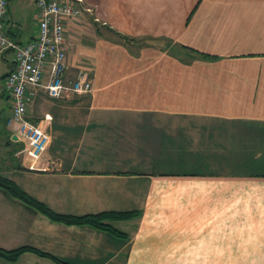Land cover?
Returning a JSON list of instances; mask_svg holds the SVG:
<instances>
[{
    "label": "crops",
    "instance_id": "obj_1",
    "mask_svg": "<svg viewBox=\"0 0 264 264\" xmlns=\"http://www.w3.org/2000/svg\"><path fill=\"white\" fill-rule=\"evenodd\" d=\"M79 5L63 82L82 70L92 89H27V118L50 135L34 164L8 122L13 54L0 51V177L57 213L133 215L107 221L119 234L66 225L0 187V247L66 264H264V0ZM5 29L36 36L32 0H8Z\"/></svg>",
    "mask_w": 264,
    "mask_h": 264
},
{
    "label": "built area",
    "instance_id": "obj_2",
    "mask_svg": "<svg viewBox=\"0 0 264 264\" xmlns=\"http://www.w3.org/2000/svg\"><path fill=\"white\" fill-rule=\"evenodd\" d=\"M37 9L38 30L29 42L21 44L11 39L5 29L8 0H0V51L13 54V67L4 78V87L11 98L8 122L17 124V136L25 143L29 163L41 160L50 143V135L41 122L27 118V89L42 87L47 97L61 99L64 93L85 94L92 81L85 71H79L73 81L63 82L67 44L65 24L81 15L80 0H32ZM46 68L47 79L42 84ZM47 115L44 120H49Z\"/></svg>",
    "mask_w": 264,
    "mask_h": 264
},
{
    "label": "trees",
    "instance_id": "obj_3",
    "mask_svg": "<svg viewBox=\"0 0 264 264\" xmlns=\"http://www.w3.org/2000/svg\"><path fill=\"white\" fill-rule=\"evenodd\" d=\"M0 187L4 189L7 193H9L12 197L21 200L27 206L37 212H40L51 221L63 223L66 225H89L110 231L114 234H119L120 232H118L111 225H109L107 221L111 219H126L133 215V213L126 211H103L99 213L85 215H70L57 213L50 209L45 203L27 195L17 185H15L11 180L7 178L0 177ZM26 251H32L38 254L39 256L49 257L58 264H66L65 262L57 259L56 257L30 246H20L10 250L3 249L0 247V257L7 261H15L21 253Z\"/></svg>",
    "mask_w": 264,
    "mask_h": 264
},
{
    "label": "water",
    "instance_id": "obj_4",
    "mask_svg": "<svg viewBox=\"0 0 264 264\" xmlns=\"http://www.w3.org/2000/svg\"><path fill=\"white\" fill-rule=\"evenodd\" d=\"M14 139H15V137H14Z\"/></svg>",
    "mask_w": 264,
    "mask_h": 264
}]
</instances>
